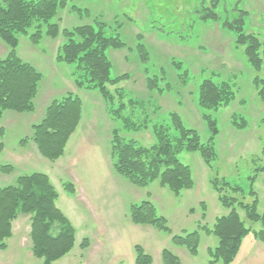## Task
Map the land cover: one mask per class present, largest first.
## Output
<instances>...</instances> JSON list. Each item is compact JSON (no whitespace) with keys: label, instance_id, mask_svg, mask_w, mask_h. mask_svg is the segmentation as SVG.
<instances>
[{"label":"rangeland","instance_id":"rangeland-1","mask_svg":"<svg viewBox=\"0 0 264 264\" xmlns=\"http://www.w3.org/2000/svg\"><path fill=\"white\" fill-rule=\"evenodd\" d=\"M217 1V22L200 19L204 8H214L215 0H68L66 9L59 12L61 30L102 20L126 43L124 49L109 50L108 55L113 76L128 74L130 79L109 88L114 106L126 105L124 117L136 125H149V129L139 131H128L112 117L99 91L76 87L74 67L57 62L64 43L62 35L57 39L44 38L38 45L26 37L19 38L18 56L41 73L42 81L33 112L7 111L0 118V163L13 167L10 173L0 172V188L15 185L23 175L42 173L50 178L59 194L58 208L76 229L75 247L54 264H135L137 246L152 257V264H164L165 249L176 255L180 264H211L210 250L218 245V240L202 227L213 230L217 219L230 212L221 205L212 186L217 178L241 187L244 199L225 191L245 203L255 200L249 194L255 179L258 212H264V173L260 172L264 168V99L260 95L262 86L255 83L257 79L264 80V68L256 71L251 67L245 48L237 46L234 36L221 26L222 19L234 21L243 17L245 31L264 45V0ZM141 36L149 53L146 62L137 49V38ZM9 51L0 39V60ZM173 59L182 62L189 73L186 86L177 79L170 63ZM164 73L172 89L161 94L150 92L148 76ZM205 79L228 83L235 99L211 113L219 128L214 141L217 158L212 167L199 153L179 155L180 162L192 172L193 188L177 197L161 186L160 180L139 188L118 175L111 159L115 130L148 148L155 144L152 127L168 123L170 115L177 114L186 127L208 141L211 133L198 103L199 85ZM118 90L126 93L122 102ZM69 93L81 99L82 119L63 157L53 162L44 158L32 141L33 126L40 123L55 100ZM132 99L143 102L144 110L131 106ZM146 116L150 122H146ZM235 117L245 120L243 128L236 127ZM66 184L75 187L74 195L64 189ZM144 201L151 202L157 214L167 220L172 235L130 221L131 206ZM236 209L252 232L243 240L233 264H264V243L254 235L261 225L252 224L241 208ZM194 231L200 234L197 256L172 241L175 235ZM85 239L88 246L83 249ZM5 244L6 248L0 249V264H43L32 253L30 216L20 215L12 223V237Z\"/></svg>","mask_w":264,"mask_h":264},{"label":"trees","instance_id":"trees-1","mask_svg":"<svg viewBox=\"0 0 264 264\" xmlns=\"http://www.w3.org/2000/svg\"><path fill=\"white\" fill-rule=\"evenodd\" d=\"M217 5L218 1L215 0V9L204 8V15L200 19L205 22L219 21ZM67 6L68 0H0V39L10 49L7 57L0 60V118L7 111L33 112L34 100L42 81L41 73L18 56L19 38L26 37L32 44L38 45L44 38L57 39L62 35L64 43L59 50L57 62L74 67L76 87L80 90L99 91L111 116L121 121L128 131L148 128L147 123L136 125L131 118L122 115L127 110L124 103L118 106L113 104L114 96L109 87L120 85L129 80L130 76H113V64L108 51L122 50L127 46L126 43L118 34L114 35L109 25L102 20L70 30H61L58 15ZM221 23L223 29L234 36L236 45L245 48L249 65L256 71L263 70L264 45L257 36L245 31L243 17L234 21L222 19ZM137 46L144 59L142 61L146 62L149 53L143 44V36L137 38ZM170 63L178 81L186 86L189 73L184 70L182 62L173 59ZM162 82L165 83V88H162ZM255 83L258 87L262 86L260 95L264 99V80L257 79ZM146 84L150 92L159 94L172 89L167 73L148 76ZM116 92L122 102L126 93L119 90ZM234 99L235 93L226 82L205 79L199 85L198 103L211 133L208 141H204L196 130L186 127L177 114H171L168 123L152 127L155 144L148 148L122 137L115 130L111 142V159L115 172L139 188L160 180L161 186L179 197L183 191L194 186L192 172L180 162L179 155L183 152L199 153L205 164L212 167V162L217 158L214 141L219 135V128L211 113H217L222 107L229 106ZM130 103L131 106L144 110L143 102L132 99ZM146 118V122H150L148 116ZM81 119L82 103L79 97L69 93L60 100H55L46 109L40 123L33 126L32 141L39 153L53 162L63 157ZM233 122L236 127L241 128L244 127L242 123L245 124L243 118L235 117ZM1 132L3 129H0ZM12 170V166L0 163V172L10 173ZM260 172L264 173V168ZM253 181L255 179H252L249 193L255 198L252 203L240 202L225 191L229 190L232 195L242 196L244 199L241 187L232 186L224 180L219 181L218 178L212 182L214 190L219 194L221 205L230 212L217 219L213 230L207 226L202 227L207 235H213L218 240V245L210 250L211 264H233L243 240L252 232L240 218L236 208H241L252 224L261 225V230L254 232V235L264 243V212H258ZM64 189L69 194H75L72 184H66ZM58 197L50 178L42 173L23 175L15 185L0 188V249L4 250L5 241L12 237V223L20 215H26L30 216L31 221L34 257L43 260V264H54L67 256L75 247L76 229L58 208ZM130 221L136 226H152L172 235L167 220L157 214L155 206L149 201L131 206ZM172 241L176 246L186 248L192 256L198 255V231L175 235ZM87 242L85 239L81 244L83 249L88 246ZM135 253V264H152V257L142 247L137 246ZM162 259L164 264H180L179 258L168 249L163 251Z\"/></svg>","mask_w":264,"mask_h":264}]
</instances>
